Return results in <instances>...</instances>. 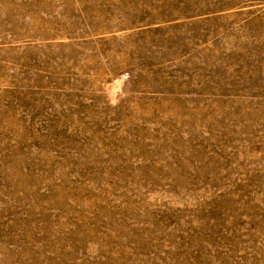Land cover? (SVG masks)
Masks as SVG:
<instances>
[{"label":"rangeland","instance_id":"374dc122","mask_svg":"<svg viewBox=\"0 0 264 264\" xmlns=\"http://www.w3.org/2000/svg\"><path fill=\"white\" fill-rule=\"evenodd\" d=\"M0 264H264V0H0Z\"/></svg>","mask_w":264,"mask_h":264}]
</instances>
